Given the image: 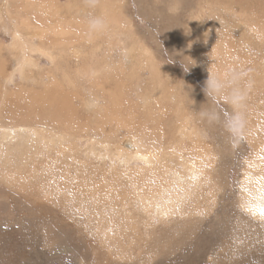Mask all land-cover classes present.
Segmentation results:
<instances>
[{"label": "rangeland", "instance_id": "rangeland-1", "mask_svg": "<svg viewBox=\"0 0 264 264\" xmlns=\"http://www.w3.org/2000/svg\"><path fill=\"white\" fill-rule=\"evenodd\" d=\"M93 16L104 21L109 17L103 30L89 31L87 21ZM0 17V178L20 172L15 184L0 180V264H264V180L257 186L251 183L245 193V172L264 179V139L249 136L253 130L259 132L256 127L264 136V0H98L94 7L86 0H0ZM237 56L245 57L244 67L234 65ZM206 68L230 84L235 77L246 92L247 123L238 138L202 115L210 108L225 116L230 111L222 99L213 103L205 95ZM55 78L60 87H53ZM112 95L117 105L107 100ZM49 113L80 125L63 135L54 128L55 121L48 120ZM108 114L123 121L131 115L140 132L147 128L138 140L146 143L149 162L126 163L125 154L103 160L105 154L98 150L90 154L89 146L100 144L106 152L107 141L115 148L124 135L135 134L123 126L118 131L102 129L108 118L112 121ZM154 122L158 124L152 129L149 124ZM37 129L46 131L45 142L37 139ZM180 133L193 136L186 134L183 140ZM57 137L65 138L61 141L78 154L75 160L68 159L75 162L73 169L89 164L88 170H97V177L100 168L118 175L133 163L132 180L139 176V183L121 182L118 191L114 189L118 196L111 199L112 207L124 206L129 216L115 206L103 213L88 195L81 207L72 202L74 197L44 195L41 186L49 178L35 170L57 147ZM33 149L37 154L24 159ZM1 152L15 161L4 159ZM162 152L166 171L159 167ZM19 155L25 160L22 166ZM155 169L156 181L149 174ZM52 177L56 185L57 178ZM27 180L31 188L18 186ZM143 183L155 191L158 186L173 187V203L162 210L168 215L159 212L158 200L142 209L137 190ZM36 185L41 189H34ZM67 193L73 196L74 191ZM162 193L154 192L155 197ZM113 209L119 212L112 214ZM112 215L113 226L125 227L122 235L121 227L116 237L96 229L98 222L106 226Z\"/></svg>", "mask_w": 264, "mask_h": 264}, {"label": "bare ground", "instance_id": "bare-ground-1", "mask_svg": "<svg viewBox=\"0 0 264 264\" xmlns=\"http://www.w3.org/2000/svg\"><path fill=\"white\" fill-rule=\"evenodd\" d=\"M4 1H6V0H4ZM204 1V0H203ZM2 2V4H3V1H1ZM116 2V1H115ZM186 2V1H185ZM232 3V2H231ZM1 4V5H2ZM226 4H227V2H226ZM229 5V4H228ZM49 6H50V4H49ZM52 13H53V11H52ZM102 13H104V12H102ZM110 13H108V15H109ZM97 15H98V13H97ZM146 15V14H145ZM3 16V15H2ZM79 17V16H78ZM0 18H2V17H0ZM103 18V17H102ZM105 18V17H104ZM3 19V18H2ZM83 19V18H82ZM106 20L105 21H107V19H109V17L108 18H105ZM83 21V20H82ZM104 21V22H105ZM74 22V21H73ZM3 23V22H2ZM61 23V22H60ZM59 25H61V24H59ZM81 25V24H80ZM58 27V26H57ZM109 27V26H108ZM9 28V27H8ZM13 28V27H12ZM59 28V27H58ZM64 28V27H63ZM78 29V28H77ZM107 29V28H106ZM68 30H69V28H68ZM103 30V29H102ZM61 31H63V30H61ZM112 31V30H111ZM55 32V31H54ZM69 32V31H68ZM76 32H77V30H76ZM99 33V32H98ZM223 37V36H222ZM221 37V38H222ZM59 39V38H58ZM63 41V40H62ZM125 42V41H124ZM134 42V41H133ZM189 42V41H188ZM25 43V42H24ZM59 43V42H58ZM218 43V42H217ZM134 44H135V46H137L136 45V42H134ZM199 44H200V42H199ZM132 43H131V45H130V48L132 47ZM215 45V44H214ZM138 47H140V46H138ZM224 47V46H223ZM196 48V47H195ZM213 49V48H212ZM221 49V48H220ZM199 50V49H198ZM227 51V50H226ZM210 52V51H209ZM209 52H207V53H209ZM214 52V51H213ZM221 52V51H220ZM211 53V52H210ZM217 53H219V50H218V52ZM214 54V53H213ZM216 54V53H215ZM209 55V54H208ZM244 55V54H243ZM76 57H78V55H76ZM209 57H210V55H209ZM209 57L207 56L206 57V59H208L209 60ZM238 57V56H237ZM239 58V62L238 63H235L234 65H236V67H238V68H242V67H244L245 65H246V63H245V57H243V56H239L238 57ZM247 59V58H246ZM5 60V59H4ZM247 61V60H246ZM206 62V61H205ZM209 62V61H208ZM67 63V62H66ZM123 64V63H122ZM205 64V63H204ZM211 64V63H210ZM231 65V64H230ZM206 66L209 68L211 65H208V63L206 64ZM227 68H230V66H229V64H226L225 65ZM232 66H233V64H232ZM11 68V67H10ZM78 69V68H77ZM207 69V68H206ZM216 69V68H215ZM224 70V69H223ZM230 70V69H229ZM207 71L209 72V74H207ZM239 71V70H238ZM44 72V71H43ZM103 73V72H102ZM206 75H210V73H212L213 75H215V76H218V77H220L219 75H217V74H215V73H213V71L211 72L210 70H206ZM40 74V73H39ZM38 74V75H39ZM228 74V73H227ZM226 74V75H227ZM53 76V75H52ZM121 76V75H120ZM143 76V75H142ZM39 77V76H38ZM55 77V76H54ZM41 78V77H40ZM94 78H96V77H94ZM150 78V77H149ZM221 78V77H220ZM54 79V78H53ZM55 80H56V78H55ZM55 80L54 81H52V85H53V87L54 88H56V87H60V85H61V83L59 84L58 83V79L56 80L57 82H55ZM151 80V79H150ZM144 83V82H143ZM96 84V83H95ZM106 84V83H105ZM116 84V83H115ZM170 85V84H169ZM43 86V85H42ZM101 86H103L102 84H101ZM237 86V85H236ZM39 87H41V86H39ZM118 87V86H117ZM116 87V88H117ZM51 89H53L52 87H50ZM49 88V89H50ZM101 88V87H100ZM104 88H106V87H104ZM50 89V90H51ZM102 89V88H101ZM60 90V89H59ZM96 90V89H95ZM111 91L113 90V89H110ZM52 91H55V90H52ZM62 91V90H61ZM94 91V90H93ZM103 91H105L104 89H103ZM109 91V90H108ZM109 92V93H112V92ZM116 91V90H115ZM105 92H107V91H105ZM104 92V93H105ZM45 93V92H44ZM44 93H42V94H44ZM47 93H49V91H47ZM46 93V94H47ZM55 94H57L58 95V93H56V92H54ZM93 93V92H92ZM101 94V93H100ZM114 94V93H113ZM122 94V93H121ZM49 95V94H48ZM52 95V94H51ZM66 95V97H67V94H65ZM84 95V94H83ZM94 95V94H93ZM102 95V94H101ZM105 95V94H104ZM189 95V94H188ZM46 96V95H45ZM52 96H54V95H52ZM106 96V95H105ZM190 96V95H189ZM49 97V96H48ZM56 97V96H55ZM58 97V96H57ZM96 97V96H95ZM109 97V99H107L108 101H112V103H115L116 102V100H115V95L113 96H108ZM61 97H59V99H60ZM64 98V97H63ZM96 98H99V96L97 95V97ZM103 100H105L104 99V97H101ZM100 99V98H99ZM117 99V98H116ZM146 98L145 97H143L142 96V101L143 100H145ZM36 100V99H35ZM53 100V99H52ZM58 100V98H56L55 99V101H57ZM62 99H60V101H61ZM95 100V99H94ZM118 100V99H117ZM128 100V99H127ZM166 100V99H165ZM37 101H39L38 99H37ZM73 101V100H72ZM99 101V100H98ZM15 102V101H14ZM63 102V101H62ZM119 102V101H118ZM59 103V102H58ZM65 105H66V100L64 99V102H63ZM74 103V102H73ZM94 103V102H93ZM101 103V102H100ZM107 103V102H106ZM109 103V102H108ZM117 103V102H116ZM115 103V104H116ZM60 104V103H59ZM99 104V103H98ZM53 105V104H52ZM57 105V104H56ZM61 105V104H60ZM59 105V106H60ZM97 105V104H96ZM117 105V104H116ZM156 105H159V103H156ZM55 106V105H54ZM58 106V105H57ZM66 106H68V104L66 105ZM65 106V107H66ZM220 106V105H219ZM39 107V106H38ZM37 108V107H36ZM67 108V107H66ZM48 109H49V107H48ZM57 109V108H56ZM67 109H69V107L67 108ZM88 109V108H87ZM111 109H113V108H111ZM162 111H163V109L162 108H160ZM51 110V109H50ZM71 110V109H70ZM69 110V111H70ZM144 110H146V109H144ZM49 111V110H48ZM65 111H66V109H65ZM75 111V110H74ZM147 111V110H146ZM162 111H159L158 110V112H162ZM37 112V114H38V111H36ZM50 112V111H49ZM76 112V111H75ZM157 112V113H158ZM59 113H61V114H63L62 112H60L59 111ZM70 113H73V112H70ZM104 113V112H103ZM35 114V113H34ZM67 114H69V113H67ZM67 114H66V117H67ZM110 114V113H109ZM109 114H108V116H109ZM107 115V114H106ZM63 116V115H62ZM69 116H71L70 114H69ZM68 116V117H69ZM72 116H73V114H72ZM79 116V115H78ZM160 116V115H159ZM264 116V115H263ZM46 117H48L47 115H46ZM68 117H67V119H68ZM110 118H111V120L112 121H110L109 120V118L105 121V123H102V125L104 124V126L102 127V129H104L105 131H118L122 126L124 127V128H127V129H132V130H134L135 132V134L134 135H132V134H130L129 133V135H124L123 136V138L121 139V141H120V143L118 144L117 143V146H116V144H113L114 146H115V148H109V143H104V147H106L105 149H106V152H103L102 150H100V147H101V145L99 144V146H98V148H94L95 146H92V147H88L87 148V150L88 151H90V154H96V152H97V150H98V152L99 153H103V154H105V155H103L102 157V159L103 160H105V158L108 156V155H115V156H117V157H124L125 155V158H126V163L127 162H130V161H138V162H140V163H147V162H149L150 160L147 158L149 155L147 154V155H145L144 154V149H145V147H146V143L145 142H143L141 139H140V142L141 143H139V140H138V134L139 133H141V132H143V131H146V129L147 128H143L142 129V131L140 132V128L138 127L139 126V123L138 122H136V121H133V119L131 120V115H130V118H129V120L128 121H123L122 119H117L116 118V116L115 115H110L109 116ZM31 118V117H30ZM74 118V117H73ZM78 118V117H77ZM160 118V117H159ZM70 119V118H69ZM48 120H50V121H55V124L54 125H56L57 127H54V125H53V127L56 129V130H58L59 132H61L63 135H64V133H66V132H70V131H72L74 128H78V125H80V124H78V123H76V122H78L77 120H75V121H73V122H69V120H68V123L65 121V119H64V117L62 118L61 117V115H59L58 113H49V117H48ZM63 120H64V122L65 123H63ZM72 120V119H71ZM74 120V119H73ZM150 120H153V119H150ZM29 121V120H28ZM89 121V120H88ZM100 122V121H99ZM263 123V122H262ZM1 124V123H0ZM26 124V123H25ZM46 124V123H45ZM98 124V123H97ZM157 124H158V122H157ZM157 124L154 122L153 124H149V125H151V128L153 129V128H155L156 126H157ZM17 125V124H16ZM38 125H39V123H38ZM20 126V125H19ZM41 126V125H40ZM84 126V125H83ZM98 126H100V124L98 125ZM39 127V126H38ZM42 127V126H41ZM255 127V126H254ZM264 127V126H263ZM43 128V127H42ZM86 128V127H85ZM85 128H84V130H85ZM101 128V127H100ZM29 129V128H28ZM27 129V130H28ZM151 129V131L150 132H152V133H155L153 130ZM257 131H259V132H255L254 130H253V134L252 135H249V136H253V137H255L257 140L258 139H260V141H262V139H264V136H262V132H261V129L259 128V127H256L255 128ZM30 130V129H29ZM96 130H98V129H96ZM100 130V129H99ZM52 131V130H51ZM102 131V130H101ZM148 131V130H147ZM11 132V131H10ZM149 132V131H148ZM250 132V131H249ZM264 132V131H263ZM26 133V132H25ZM29 133V132H28ZM35 133H36V135H37V139L40 141V142H45L46 140H47V137H46V135H45V133H46V131H44V130H42V129H37L36 131H35ZM57 132H55V134H56ZM142 134V133H141ZM181 134V137L183 138V140L185 139L183 136L184 135H186L187 134V136L188 137H190L191 138V136H193V135H191V134H195V132H192L191 134H189V133H180ZM24 135V134H23ZM87 135V134H86ZM140 135V134H139ZM143 135V134H142ZM156 134H153V137L155 136ZM68 136V135H67ZM144 136V135H143ZM152 136V135H151ZM249 136H248V138H249ZM246 137V136H245ZM36 138V137H35ZM58 138V144H57V147L56 148H53V151L52 152H50L49 153V155L47 156V157H49L48 158V160L46 161L45 160V162L43 161V163L42 162H40V163H42V165L41 166H39V168H37L36 170H35V172H37V173H41V174H43V175H47V177L49 178L48 179V182H46V183H50V184H46L45 182V184L44 185H42L41 186V188L42 189H44V191H45V194L44 195H46V196H53V194L55 195H57V194H61L62 195V197H60V198H67V197H74V201H72V202H74V203H78L79 204V206L81 207L82 206V204H84L85 203V200H87V195L88 196H91V203L93 202L94 203V205L96 206V207H100L101 209H103V213H110V209L109 210H107V208L110 206V207H112L111 205H112V203H111V199H113V197L115 196L114 194H116L117 196H118V193H116V190L118 191V187H120L121 186V182L123 183V184H125L126 182H128V181H130L132 184H134V186H135V184H138L139 182H138V180H139V176L138 177H135L133 180H132V178L134 177H132L131 176V173L132 172H135L134 170L131 172V166L133 165V163H132V165H126V173L125 172H123V173H121V174H118L119 176H120V178L118 177V175H115L114 173H113V170L111 171V169H109V168H107V169H104V168H100L101 170H99V172H98V177L96 176V172H97V170H95V171H89L88 170V165L89 164H82V161H84V160H82L81 158H78L77 159V162L78 163H80V164H82V169H80L79 167H81V166H78V164H77V167L75 166L74 167V169L73 168H71L70 166L72 165H75V162H69L68 161V159H71V160H75V158H76V155H78V154H74V151H73V149H72V147H70L68 144H67V141H65V143L64 142H62L61 140L62 139H65V138H63V137H57ZM68 138V137H67ZM189 138V139H190ZM251 138V137H250ZM5 139V138H4ZM37 139H35V141H33L34 142V144L35 145H33L32 146V144H31V146L34 148L35 146H36V142H37ZM104 139V138H103ZM106 139V138H105ZM107 139H108V137H107ZM92 140H94V139H92ZM100 140V139H99ZM102 140V139H101ZM109 140V139H108ZM191 140H193V139H191ZM197 140V139H196ZM6 141V140H5ZM94 141H97V140H94ZM114 141V140H113ZM198 141V140H197ZM105 142V141H104ZM9 143V142H8ZM8 143L6 144V145H8ZM70 143V142H69ZM102 143V142H101ZM113 143V142H112ZM24 144V143H23ZM71 144V143H70ZM74 144V143H73ZM77 144V143H76ZM4 145V144H3ZM26 145V144H25ZM50 145V144H49ZM48 145V146H49ZM112 145V146H113ZM28 146V144L25 146V147H27ZM259 146V145H258ZM260 146H262V145H260ZM259 146V147H260ZM8 147V146H7ZM6 147V148H7ZM22 148L24 147V146H21ZM6 148H4V149H6ZM52 148V147H51ZM74 148V147H73ZM80 148V147H79ZM24 149V148H23ZM7 150V149H6ZM8 150H9V148H8ZM7 150V151H8ZM12 150V149H11ZM10 150V153L12 154L13 152ZM25 150V149H24ZM4 150H2V152H3ZM21 151H23V150H21ZM26 152L28 151L27 149L25 150ZM111 152V153H108V152ZM1 152V153H2ZM6 152V151H5ZM5 152H4V154H3V156H4V159L6 158V160H8L9 158L8 157H6L5 156ZM15 152V151H14ZM24 152V151H23ZM10 153H8V154H10ZM16 153H18V152H16ZM19 153H21V152H19ZM25 153V152H24ZM8 154H7V156H8ZM35 154H37V151L35 150V149H33V151H31V153H26L25 155H26V158H24V159H26L27 160V158H28V156L29 157H31L32 158V156H34ZM125 154V155H124ZM1 155V154H0ZM18 155V154H17ZM22 155V154H21ZM21 155H19V158H17L18 160V162H19V164L21 163V165L20 166H22V164H23V162H25V160L23 159V157H21ZM25 155H23V156H25ZM32 155V156H31ZM89 155V154H88ZM55 158H54V157ZM12 157H13V155H12ZM64 157H66L65 159H67V161L64 163L63 161H64ZM165 157H166V154H164L163 152L161 153V159L163 160V162H161V161H159V163H161L160 164V166L159 167H161V168H164V170L166 171L167 170V166H166V164L164 163V161H165ZM8 158V159H7ZM31 158L30 159H28V163H29V161H31ZM42 158V157H41ZM54 158V160H53V163H51V160ZM96 158V157H95ZM13 159V158H12ZM47 159V158H46ZM10 160V159H9ZM24 160V161H23ZM43 160H44V158H43ZM60 160H62V162H60L59 163V161ZM12 160H10V162H11ZM13 161H15V160H13ZM12 161V162H13ZM32 161H34L33 159H32ZM4 162V161H3ZM27 162V161H26ZM88 162H89V160H88ZM36 164H38L37 163V161L35 162ZM90 163V162H89ZM114 163V162H113ZM139 163V164H140ZM158 163V164H159ZM13 164H15L16 165V163H13ZM18 164V163H17ZM25 164V163H24ZM64 164H65V166H64ZM92 164H93V162H92ZM123 164V163H122ZM131 164V163H130ZM136 164V163H135ZM134 164V166H136ZM163 164V165H162ZM26 165H27V163L25 164V166H23V167H26ZM40 165V164H39ZM86 165H87V168H86ZM106 165V164H105ZM250 165V164H249ZM34 166V165H33ZM45 166H47V170H44V167ZM61 166V167H60ZM64 166V167H63ZM133 166V167H134ZM18 167V166H17ZM29 167V166H28ZM63 167V169H61ZM90 167V166H89ZM99 167H101V165L100 164H98V168ZM104 167V166H103ZM200 167V166H199ZM249 167V166H248ZM15 168V167H14ZM27 168V167H26ZM36 168V167H35ZM40 168H42L41 170H40ZM56 168H58V170L59 171H56L55 169ZM94 169V168H93ZM125 169H122L123 171L125 170ZM140 169V168H139ZM158 169H160V168H158ZM201 169V168H200ZM203 169V168H202ZM28 170V169H27ZM32 170L33 169H31V172H32ZM53 170L55 171V173H53L52 174V172H53ZM141 170V169H140ZM200 171V170H199ZM201 171H203V170H201ZM5 172H7V171H5ZM9 172V171H8ZM7 172V173H8ZM13 172H14V169H13ZM18 172V171H17ZM26 172V171H25ZM43 172H46V173H43ZM198 172V171H197ZM195 173V172H194ZM246 173V177L248 178L247 179V181L245 182V188H246V190H245V193H246V191L249 193L250 191L248 190V187L250 186L251 187V183L253 184V183H255V186H257V185H259V183L260 182H262L264 179H262V176L260 175H256V179H254L253 178V173L252 172H245ZM17 174V173H16ZM15 173H11V171H10V174L8 175V177H6L7 175H5V179L4 178H0V180L2 181L3 180V182H4V180L7 182L8 181V179H10L11 180V183L9 182H7V184H13L15 181H17V179H18V177L20 176V172L18 173L19 174V176H17ZM22 174V173H21ZM34 174V173H33ZM149 174H150V177L154 180V181H156V180H158V174H157V171H156V169L155 170H153V171H151V172H149ZM4 175V174H3ZM26 175V174H25ZM35 175V174H34ZM56 176V178L58 179H56L55 181H54V183L56 184V185H54L53 183H52V180H53V177L52 176ZM196 175H198V173L196 174ZM27 177H28V175H26ZM31 176V175H30ZM36 176H38V175H36ZM36 176H34V177H36ZM245 176V175H244ZM23 177H25V176H23ZM261 177V178H260ZM22 178V177H21ZM33 178V177H32ZM31 178V179H32ZM148 178V177H147ZM245 178V177H244ZM35 179V178H34ZM45 179V178H44ZM199 179V178H198ZM260 179H261V181H260ZM36 180V179H35ZM35 180H34V182H35ZM144 180H146V179H143V181ZM193 180V179H192ZM19 181V180H18ZM194 181V180H193ZM29 182H31V181H29ZM197 182V181H196ZM18 183V182H17ZM129 183V182H128ZM140 183H141V181H140ZM146 183H147V180H146ZM152 183H156V182H152ZM15 184V183H14ZM127 184V183H126ZM125 184V186H127ZM144 185L142 186V187H140V185H139V189L137 190V193H139L140 195H138V198H140V200H139V203H141V206H142V209H147L149 206H150V204H151V201L153 202V200L155 201V200H158V203H159V205H160V208H159V212L160 213H162V210H166V207L169 205V204H171V203H173V199L175 198V195H174V193H173V190H172V186H170V185H167L166 187H160V186H158V187H156V191H155V189L154 188H152L151 187V189L150 190H148L149 189V185H146L145 186V183H143ZM157 184H159V183H157ZM191 184V183H190ZM199 183H197L196 185H198ZM20 185V187H22V186H24L25 185V187H27V188H31V187H28V186H30L29 185V183H28V180L27 181H25L23 184H18V186ZM196 185H194V186H196ZM243 185V184H242ZM12 186V185H11ZM39 185H36L35 187H34V189H41L40 187H38ZM131 186H133V185H131ZM147 188V190H145V191H143V188H145V187ZM151 186V185H150ZM191 186H193V185H191ZM244 186V185H243ZM138 186H136V188H137ZM14 188H15V185H14ZM106 188H107V192L105 191L106 190ZM127 188H129V187H127ZM126 188V189H127ZM132 187H130V189H131ZM135 188V189H136ZM145 188V189H146ZM114 189H116L115 190V193H114ZM159 189V190H158ZM195 189V188H194ZM197 189V188H196ZM243 189V188H242ZM255 189V188H254ZM74 191V193H72V195L73 196H71V195H68V191ZM132 190L133 189H131L130 190V192H132ZM257 190V189H256ZM32 191H33V189L30 191V189H28V192H29V194H32ZM120 191H122L121 189H120ZM143 191V193L144 192H147V191H149L148 193H146V194H141L140 192H142ZM197 191V190H196ZM244 191V190H243ZM154 192L155 193H162L160 196H156L155 197V194H154ZM248 193H246V194H248ZM120 194H122V193H120ZM136 194V193H135ZM181 194V193H180ZM183 194V193H182ZM192 194V193H191ZM253 194V193H252ZM256 194V193H255ZM127 196H130V195H127ZM181 196V195H180ZM255 196V195H254ZM68 198V199H69ZM122 198H124V197H122ZM131 198V197H130ZM262 198V197H261ZM119 200V199H118ZM15 201V200H14ZM60 201V200H59ZM119 201H121V200H119ZM122 202V201H121ZM256 202V201H255ZM258 202V201H257ZM92 203V204H93ZM117 203H119V202H117ZM124 203V202H123ZM58 204V203H57ZM120 204V203H119ZM182 204H183V202H182ZM15 205V204H14ZM88 205V204H87ZM116 205V204H115ZM115 205H113V207L115 206ZM118 205V204H117ZM122 205V204H121ZM251 205V204H250ZM249 205V206H250ZM255 205H258V204H255ZM93 206V205H92ZM104 206V207H103ZM105 206H107L106 207V209H105ZM51 207V206H50ZM112 207V208H113ZM115 207H117V206H115ZM175 207H177V206H175ZM259 207V206H258ZM258 207H256V208H258ZM118 208V210H120V211H122V212H124V213H126V215L127 216H129V214L130 213H128V209H125V207L124 206H122V207H117ZM116 208V209H117ZM79 209V208H78ZM80 209H82V208H80ZM96 209V208H95ZM259 209V208H258ZM60 210V209H59ZM66 211H69V212H71V210L70 209H66ZM112 211V210H111ZM173 211V210H172ZM117 212H119V211H117V210H114L113 209V211L111 212L112 214L113 213H117ZM167 212V211H166ZM162 213V214H164L165 216L166 215H168L169 213ZM171 212V211H170ZM259 212V211H258ZM87 213V212H86ZM98 213H100V215H103V213L101 214V212H99L98 211ZM176 213V212H175ZM261 213V212H260ZM117 215V214H116ZM105 219H107V218H105ZM71 220V219H70ZM111 221V222H109V221ZM106 222H107V225L106 226H104L103 224H102V222H98L97 224H96V229H102V232H101V234L102 233H104V232H106L107 233V235H109V236H113V237H116L117 236V234L118 233H120L119 231H118V233H116V230L118 229V228H120L121 227V235H122V232H123V230H124V226H122V225H120V224H118V227H115V226H113L112 225V222H114L115 221V217H114V215H112V216H109V219H107V220H105ZM69 223V222H68ZM252 223V222H251ZM71 224V223H70ZM135 226V225H134ZM136 227V226H135ZM248 227V226H247ZM246 227V228H247ZM139 229V228H138ZM138 229H134V230H138ZM132 232V231H131ZM140 233V232H139ZM137 235H139V234H137ZM102 236V235H101ZM125 236V235H124ZM96 238V237H95ZM264 238V237H263ZM97 240V239H96ZM121 241H122V239H121ZM131 241H133V240H131ZM99 242V241H98ZM114 242V241H113ZM113 242H112V244H113ZM109 243V241L107 242V244ZM99 244V243H98ZM101 244V243H100ZM131 244V243H130ZM121 245H122V243H121ZM133 249V248H132ZM121 254V253H120ZM123 254V253H122ZM121 254V255H122ZM124 255V254H123ZM120 256V255H119ZM124 256H126L127 257V255H124Z\"/></svg>", "mask_w": 264, "mask_h": 264}, {"label": "clouds", "instance_id": "clouds-1", "mask_svg": "<svg viewBox=\"0 0 264 264\" xmlns=\"http://www.w3.org/2000/svg\"><path fill=\"white\" fill-rule=\"evenodd\" d=\"M97 2L98 0H86V3L93 7ZM87 23L91 32L101 31L105 26L104 20L95 16L89 17ZM203 90L209 101L215 103L218 98L222 99L230 107V111L225 116L215 108H210L202 115H206L210 122L220 123L230 137L242 136L247 123L245 112L247 96L243 89L236 86L235 77L230 84L226 77L222 79L210 73Z\"/></svg>", "mask_w": 264, "mask_h": 264}, {"label": "snow or ice", "instance_id": "snow-or-ice-1", "mask_svg": "<svg viewBox=\"0 0 264 264\" xmlns=\"http://www.w3.org/2000/svg\"><path fill=\"white\" fill-rule=\"evenodd\" d=\"M262 214H264V209L261 210Z\"/></svg>", "mask_w": 264, "mask_h": 264}]
</instances>
